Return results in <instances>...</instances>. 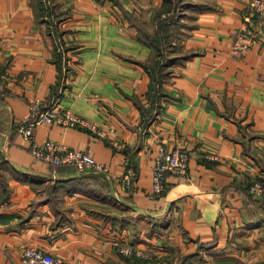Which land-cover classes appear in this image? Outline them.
<instances>
[{"label":"crops","instance_id":"obj_1","mask_svg":"<svg viewBox=\"0 0 264 264\" xmlns=\"http://www.w3.org/2000/svg\"><path fill=\"white\" fill-rule=\"evenodd\" d=\"M170 1L0 0V264L31 244L73 264H264V32L233 56L249 0H179L151 111L147 35ZM34 96L96 130L41 121L33 141L88 146L108 169L35 158L16 128ZM161 143L187 149L188 174L151 196Z\"/></svg>","mask_w":264,"mask_h":264},{"label":"built area","instance_id":"obj_2","mask_svg":"<svg viewBox=\"0 0 264 264\" xmlns=\"http://www.w3.org/2000/svg\"><path fill=\"white\" fill-rule=\"evenodd\" d=\"M264 32V0H249V12L243 16V22L234 35L231 54L238 56L246 51L255 41L258 32ZM59 49H63L60 42ZM5 91V83L0 81V92ZM45 121L49 123H62L64 125L85 126L96 130L95 124L84 117L61 109L53 101L45 108H42V99L34 96L30 99L27 114L20 121L19 132L31 141V152L35 158L49 164L76 163L77 167L92 168L96 170H107L108 166L91 156L88 146H69L64 143L47 138L42 143L33 141V128L36 123ZM189 153L186 148L175 146L167 147L164 144L158 146L151 167V196L160 195L166 186L169 174L187 175V161ZM133 175L130 169L125 175L129 180ZM264 188L260 182H254L250 189L262 191ZM120 250L125 254H143L140 248L132 245H123ZM21 264H73L63 257L55 255L41 245H25L21 252Z\"/></svg>","mask_w":264,"mask_h":264},{"label":"trees","instance_id":"obj_3","mask_svg":"<svg viewBox=\"0 0 264 264\" xmlns=\"http://www.w3.org/2000/svg\"><path fill=\"white\" fill-rule=\"evenodd\" d=\"M41 8L43 9L44 13H49L48 8V0H42ZM180 2L179 0H171L170 1V7L172 6V11L169 13H166L164 16L157 18V27L155 31L151 34H148V39L151 45L155 48L156 51V58L150 63L149 69L151 74V81L149 85V97L151 99V108L150 110L154 108L157 109L156 105L154 104L156 101H158V96L160 95L161 90L159 89V83L161 80V74L163 71L164 61L166 60V54H165V47H166V41L168 36V27L171 23H173L178 15V6ZM55 35H60L59 31H57V26L53 27ZM55 48V59L57 60L58 65L61 67L63 55L60 50L57 49V44H54ZM43 108V107H42ZM20 123L17 124L16 128L18 129ZM2 159V158H1ZM75 165L76 163H64V164H50L52 167H61L65 165ZM136 256V255H134ZM137 259H140L139 257H136ZM184 257H181L180 261ZM179 261V262H180Z\"/></svg>","mask_w":264,"mask_h":264},{"label":"rangeland","instance_id":"obj_4","mask_svg":"<svg viewBox=\"0 0 264 264\" xmlns=\"http://www.w3.org/2000/svg\"><path fill=\"white\" fill-rule=\"evenodd\" d=\"M2 162L1 156H0V163Z\"/></svg>","mask_w":264,"mask_h":264}]
</instances>
